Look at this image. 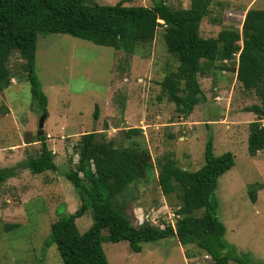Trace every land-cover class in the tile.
<instances>
[{
	"label": "rangeland",
	"instance_id": "1",
	"mask_svg": "<svg viewBox=\"0 0 264 264\" xmlns=\"http://www.w3.org/2000/svg\"><path fill=\"white\" fill-rule=\"evenodd\" d=\"M119 1L88 3L114 6ZM126 1L127 6L146 7L164 1L184 9L191 4V0ZM210 9L211 15L200 26L203 38H216L222 30L242 33L246 12L264 10V0H212ZM164 34L165 28H158L153 41L133 55L66 34L39 35L36 71L49 101L45 137L56 154L57 171L34 175L19 169L17 176L0 187V264H63L57 247L47 248L46 242L61 205L68 213L82 207L65 175L76 169L82 136L92 132L98 134V141L115 139L118 148L140 145L151 154L154 170L119 199L127 201L136 226L152 224L164 229L180 218L182 194L177 189L163 195L158 183L160 163L173 159L181 169L197 171L205 164L209 139H213L216 156L231 152L235 166L220 178L216 192L218 217L226 227L227 241L239 253L251 254L252 264H264V150L255 157L249 154V126L258 118L244 111L247 106L262 105L264 99L237 81L234 71L242 42L228 49L231 57L222 63L227 70L199 75L208 100L184 118L160 85L179 67L167 50ZM22 64L15 53L10 65L19 68ZM96 105L100 107L98 121L93 118ZM42 114L30 83L20 72L11 87L0 93V169L40 156L42 145L36 140ZM130 128H139L143 134L127 139L125 132ZM253 188L258 191L256 203L250 196ZM76 224L81 233L86 232L93 224L92 211ZM9 225L18 227L11 230ZM103 235L109 236L108 230ZM103 248L109 264H196L205 253L195 246L183 248L175 238L143 243L141 253L133 252L126 241L104 242Z\"/></svg>",
	"mask_w": 264,
	"mask_h": 264
},
{
	"label": "trees",
	"instance_id": "2",
	"mask_svg": "<svg viewBox=\"0 0 264 264\" xmlns=\"http://www.w3.org/2000/svg\"><path fill=\"white\" fill-rule=\"evenodd\" d=\"M126 2L107 6L89 4L88 0H0V93L23 72L39 111L48 117V97L36 71L40 34H66L133 55L141 45L150 44L162 27L167 50L178 60L179 67L160 85L179 115L188 118L197 106L207 102L199 75L227 70L222 63L231 57L228 49L238 42L242 47L234 71L237 81L264 99V10L246 12L242 33L222 30L216 38H203L200 26L211 15L212 0H191L187 9L172 8L164 1L153 0V7L127 6ZM15 53L24 61L19 68L10 65ZM244 111L258 118L250 124L248 137L249 154L255 157L264 150V103L247 106ZM99 117L100 107L96 105L93 118L98 121ZM142 134L139 128L125 132L127 139ZM47 139L37 137L42 145L38 158L0 169V187L17 176L19 169L34 175L57 171L56 154L48 147ZM204 159V166L197 171L183 170L173 159L160 163L158 183L163 195L169 196L177 189L182 194L175 228L136 226L127 211V201L119 199L133 183L154 170L150 152L140 145L118 148L115 139L98 141V134L93 132L83 135L76 169L65 175L82 207L76 213H68L65 205L58 208L47 248L55 245L63 264H109L104 242L126 241L133 252L141 253L143 243L175 238L183 248L195 246L210 254L213 264H252L251 254L239 253L227 241L226 227L218 217L219 180L235 166V157L231 152L216 156L213 139H209ZM257 195L258 191L251 189L254 203ZM88 211L93 213V224L81 233L76 220ZM199 211L202 214L198 216ZM17 227L8 226L11 230ZM105 230L109 232L107 237L103 235Z\"/></svg>",
	"mask_w": 264,
	"mask_h": 264
},
{
	"label": "water",
	"instance_id": "3",
	"mask_svg": "<svg viewBox=\"0 0 264 264\" xmlns=\"http://www.w3.org/2000/svg\"><path fill=\"white\" fill-rule=\"evenodd\" d=\"M47 115L46 114H42L40 120H39V125H38V132H37V136L38 137H43L45 136L46 132H45V124H46V120H47Z\"/></svg>",
	"mask_w": 264,
	"mask_h": 264
},
{
	"label": "built area",
	"instance_id": "4",
	"mask_svg": "<svg viewBox=\"0 0 264 264\" xmlns=\"http://www.w3.org/2000/svg\"><path fill=\"white\" fill-rule=\"evenodd\" d=\"M171 215H173L172 217L175 216L174 214ZM172 227L175 228V224L172 223ZM196 264H213V257L208 253H204L202 258L200 260H197Z\"/></svg>",
	"mask_w": 264,
	"mask_h": 264
},
{
	"label": "crops",
	"instance_id": "5",
	"mask_svg": "<svg viewBox=\"0 0 264 264\" xmlns=\"http://www.w3.org/2000/svg\"><path fill=\"white\" fill-rule=\"evenodd\" d=\"M246 15V14H245ZM244 19H245V16H244ZM244 19H243V22H244ZM13 82V81H12ZM142 226V225H141Z\"/></svg>",
	"mask_w": 264,
	"mask_h": 264
}]
</instances>
